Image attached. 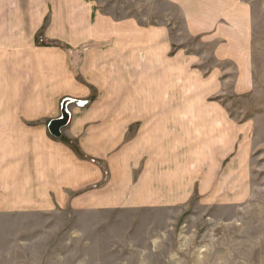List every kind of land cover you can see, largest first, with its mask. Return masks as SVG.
Wrapping results in <instances>:
<instances>
[{"label":"rangeland","instance_id":"rangeland-1","mask_svg":"<svg viewBox=\"0 0 264 264\" xmlns=\"http://www.w3.org/2000/svg\"><path fill=\"white\" fill-rule=\"evenodd\" d=\"M249 1L252 5L249 47L242 48L241 57L235 59V56L224 59L231 56L229 50L216 53L199 38L189 37L180 24L173 27V20L176 21L173 8L160 0L98 1L106 6L102 7L103 13L116 19L135 17L142 25L170 24L172 44L167 55L171 76H162L155 103L166 108L213 106L222 110L223 117L215 119L217 113L212 110L192 113L178 109L170 114L173 121L180 118L200 121L202 127L197 130L212 134L195 138L191 145L189 137L173 139V154L180 156L187 152L186 159L194 166L197 180L185 203L133 205L130 198L134 192L129 191L122 194V202L129 204L123 208L77 207L72 203L76 197L88 199L97 195L100 199L104 194L100 185H88L80 191L65 192L64 202L57 203L51 195L48 207H41L42 201L35 200L34 208L21 207L12 214L0 210V264H264V0ZM176 15L180 21L177 12ZM50 19L45 17L32 34L3 32L2 59L11 61L30 55L56 59L57 54L48 53L50 49L60 51L61 56L63 52L74 73V66L80 65L79 59L89 50V44L74 48L71 42L54 37L62 34L47 35L45 29ZM175 56L179 59L174 62ZM38 76L42 77L35 74V79ZM87 87L91 90L88 97H63L53 106L43 103L45 98L34 97V111L28 120L48 131V123L60 117L65 99L73 101L67 106L70 119H79L101 99L93 84ZM138 97L134 99L139 100ZM18 102L25 104V96H19ZM53 108L55 113L42 111ZM18 119L27 120L21 113ZM138 125L135 123L128 129L129 144L139 142L134 137ZM61 131L60 138L49 135L77 158L95 162L102 179H107L106 160L85 155L69 125ZM227 134H234L235 142L226 144L224 156H215L218 153L212 151L222 153L225 146L222 140L228 141ZM139 143L141 147L149 144L144 140ZM159 147V150L164 147L166 153L169 144L164 142ZM134 148L138 152V147ZM143 159L138 162L139 167H134L133 182L145 165ZM181 159L173 157L174 162H182ZM121 189L118 186L117 193L114 188L106 192L113 204Z\"/></svg>","mask_w":264,"mask_h":264},{"label":"crops","instance_id":"crops-1","mask_svg":"<svg viewBox=\"0 0 264 264\" xmlns=\"http://www.w3.org/2000/svg\"><path fill=\"white\" fill-rule=\"evenodd\" d=\"M98 1L0 0V40L3 32L32 34L49 16L47 35L62 34L54 37L71 42L74 48L83 44L90 47L79 59L80 65L75 63L74 73L60 51L48 50L52 55L57 54L56 59L49 55L45 58L30 55L7 61L0 56L2 212L12 214L21 207L34 208L35 200L42 201L41 207H48V203H52L51 195L57 203L64 202L65 192L80 191L88 185H100V192L104 194L100 199L97 195L88 199L76 197L72 203L77 207L123 208L129 204L122 202V194L129 191L134 192L130 198L133 205L173 206L185 203L195 190L194 166L187 161L186 151L180 156L173 154V139L189 137L191 145L195 138L212 134L197 130L202 127L200 121L191 122L185 118L173 121L170 114L178 109L192 113L212 110L217 113L215 119L220 120L222 110H215L213 106L171 105L166 108L155 103L162 76H171L167 55L172 44L170 24L142 25L135 17L116 19L103 13L102 7L106 6ZM160 1L173 8V19H176L173 27L180 24L183 33L199 38L203 45L217 50L216 53L229 50L231 56H224V59L241 57L240 50L249 47L251 1ZM178 59L179 56H175L173 61ZM35 74L42 77L35 79ZM89 84L97 89L100 101L90 105L79 119H70L68 125L73 128V138H77L85 155L106 160L108 178L105 180L95 162L77 158L51 138L46 129L35 127L34 122L28 120L34 111V97L45 98L43 103L52 106L63 97L84 99L91 94ZM23 95L25 104L19 105L18 98ZM136 96L139 100L134 99ZM42 111L55 113L54 108ZM19 113L27 120H19ZM135 123L139 125L134 137L139 142L149 143L144 147L137 140L131 144L127 142L128 129ZM227 136L228 141L222 140L225 143L222 153L219 154L221 150L212 151L218 153L215 156H224L226 144L235 142L234 134ZM164 142L169 144L166 153L164 147L159 150ZM134 147H138V152ZM173 157H181L182 162H174ZM142 158L145 165L133 182L134 167H139ZM131 161L137 163L131 165ZM118 186H122L121 194L113 204L106 192L114 188L117 193Z\"/></svg>","mask_w":264,"mask_h":264},{"label":"water","instance_id":"water-1","mask_svg":"<svg viewBox=\"0 0 264 264\" xmlns=\"http://www.w3.org/2000/svg\"><path fill=\"white\" fill-rule=\"evenodd\" d=\"M73 101L70 99H65L61 104L60 117L54 120H51L48 123L47 129L49 134L54 138H60L61 130L66 127L69 123L70 114L67 110V106Z\"/></svg>","mask_w":264,"mask_h":264}]
</instances>
